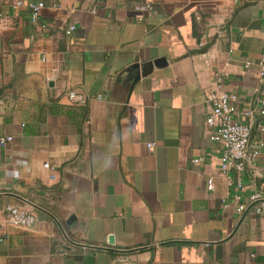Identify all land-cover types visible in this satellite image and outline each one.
Segmentation results:
<instances>
[{
  "label": "crops",
  "instance_id": "crops-1",
  "mask_svg": "<svg viewBox=\"0 0 264 264\" xmlns=\"http://www.w3.org/2000/svg\"><path fill=\"white\" fill-rule=\"evenodd\" d=\"M16 1L0 0V135L13 137L0 264H264V153L227 177L205 126L218 86L237 94L251 144L264 138L251 113L264 0H152L151 13L142 0ZM29 1L44 3L35 22ZM158 58L132 81L127 68ZM6 204L35 222L6 223Z\"/></svg>",
  "mask_w": 264,
  "mask_h": 264
},
{
  "label": "built area",
  "instance_id": "built-area-1",
  "mask_svg": "<svg viewBox=\"0 0 264 264\" xmlns=\"http://www.w3.org/2000/svg\"><path fill=\"white\" fill-rule=\"evenodd\" d=\"M16 5H21L22 1L17 0ZM144 12L151 13L153 10L152 0H142ZM26 6L30 9V19L35 22L44 6L42 1H29ZM142 19V16L139 17ZM73 25H69L66 33L74 30ZM258 75L264 78V52L261 54L258 61ZM67 97L72 102H81L83 96L73 90L67 92ZM205 100L209 104L210 112L205 118V126L210 130V139L219 142L222 146V155L220 162V171L228 177L227 172L234 169L241 172L245 168L252 167L261 153H264V138L254 140L251 144L252 126L248 123H243L237 119L236 102L238 96L235 93H228L215 86L213 89L205 93ZM258 112L264 116V97L259 99L257 107H253L251 113ZM250 113V112H248ZM263 130V126H259ZM13 140L11 135H0V147H4ZM149 150H153L155 143L146 144ZM194 162L199 159H193ZM47 166V164H44ZM213 180H207V188H213ZM237 186H241V182H237ZM260 198L259 194L251 196V201H256ZM245 207L239 205L237 210L243 211ZM260 209L257 208L256 211ZM5 221L8 224L27 227L32 225L36 220L34 211L23 206L6 204L3 208ZM4 241L3 224L0 223V243Z\"/></svg>",
  "mask_w": 264,
  "mask_h": 264
},
{
  "label": "water",
  "instance_id": "water-1",
  "mask_svg": "<svg viewBox=\"0 0 264 264\" xmlns=\"http://www.w3.org/2000/svg\"><path fill=\"white\" fill-rule=\"evenodd\" d=\"M163 63V59L158 58L151 62H147L145 64L140 65L139 63L132 64L129 68H127V72H131L134 70V77L132 81L137 80L141 75L146 74L147 72L151 71L153 66H161ZM109 243H112V237H109Z\"/></svg>",
  "mask_w": 264,
  "mask_h": 264
}]
</instances>
